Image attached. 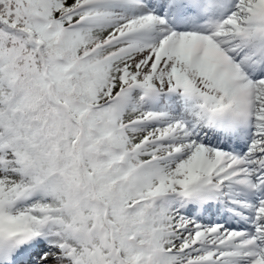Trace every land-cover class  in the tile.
Segmentation results:
<instances>
[{
	"label": "snow or ice",
	"instance_id": "6c2138e0",
	"mask_svg": "<svg viewBox=\"0 0 264 264\" xmlns=\"http://www.w3.org/2000/svg\"><path fill=\"white\" fill-rule=\"evenodd\" d=\"M0 264H264V0H0Z\"/></svg>",
	"mask_w": 264,
	"mask_h": 264
}]
</instances>
